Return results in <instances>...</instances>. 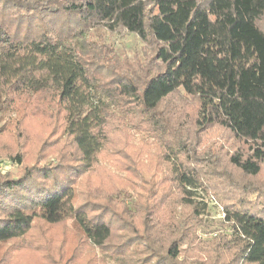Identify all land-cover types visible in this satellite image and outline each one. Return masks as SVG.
Masks as SVG:
<instances>
[{"label":"trees","instance_id":"trees-1","mask_svg":"<svg viewBox=\"0 0 264 264\" xmlns=\"http://www.w3.org/2000/svg\"><path fill=\"white\" fill-rule=\"evenodd\" d=\"M0 1L18 7L13 0ZM33 2L35 7L17 3H23V11L35 10V14L75 16L81 25L67 37L52 33L38 38L17 36L0 21V92L9 95V106L15 95L29 91L53 94L58 109L64 112L65 133L80 155L83 171L91 169L108 139L105 129L108 114L112 115L109 106L110 102L118 103L117 91L132 98L143 112L153 113L166 97L182 89L198 97L199 125L220 124L236 138L256 144L250 157L233 155L231 162L244 173L260 172L264 161V30L259 22L264 17V0ZM97 26L127 31L146 43L154 42L153 60L160 62L161 68L140 86L127 84L124 76L116 72V80L123 81H116L119 89H101L100 75L93 70V63L87 65L88 57L80 52L77 39H71L84 34V29ZM184 147L181 148L185 160L179 156L173 160L172 173L182 204L200 216L208 204L197 200L198 191L207 189L201 174L187 163V159L193 160ZM12 156L23 161L18 152ZM35 170L25 168L14 178L0 174V242L24 236L37 218L52 224L72 219L93 245L106 249L113 229L101 214L90 216L87 211L92 210L91 205L76 204L74 180L68 168L41 167L36 173ZM224 210L223 222L228 224L231 239L220 248L227 250L221 251L215 245L208 255L225 257L226 251L231 250L235 264H264V217L245 207L241 200L224 205ZM171 218L169 215L160 221V231L155 232L162 239L171 240L162 250L147 248L149 254L136 258L137 264H152L153 259L156 264H185L184 246L193 229L189 224L193 222L186 217H178L177 221ZM144 224L145 230H150L146 218ZM129 256L133 258V252L124 258ZM200 258L198 254L193 262L202 264L204 259Z\"/></svg>","mask_w":264,"mask_h":264},{"label":"rangeland","instance_id":"rangeland-1","mask_svg":"<svg viewBox=\"0 0 264 264\" xmlns=\"http://www.w3.org/2000/svg\"><path fill=\"white\" fill-rule=\"evenodd\" d=\"M12 2L18 7L0 1V21L17 36L41 38L62 33L67 37L81 25L75 16L35 14V10L23 11V3H17L35 7L33 0ZM21 13L26 14L20 17ZM259 25L264 30V17ZM117 31L97 26L71 38L77 39L80 52L88 57L87 65L93 63L101 89L113 90L116 81L123 83L116 80V72L127 84L140 86L162 66L153 60L154 42L146 43L135 34ZM115 94L119 95L118 103L110 102L112 115L108 114L105 129L108 139L91 169L83 171L80 155L65 133L64 112L58 109L53 94L29 91L15 95L9 106V95L0 92V174L14 178L29 167L38 170L65 166L74 180L76 204L91 205L92 210L87 211L90 216L101 214L113 229L106 249H101L72 219L52 224L37 218L24 236L0 242V264H137L136 258L149 254L147 248L162 250L171 240L155 233L160 231L159 222L169 215L176 221L186 217L194 224H189L193 229L184 246L187 255L182 263L196 264L193 261L200 254L202 264H235L231 250L225 257L208 253L215 245L221 251L227 250L220 248L231 239L228 224L223 222L224 205L241 200L245 207L264 217V161L257 175L244 173L231 162L233 155L250 157L256 144L236 138L220 124L199 125L198 97L182 89L166 97L153 113L143 112L120 91ZM183 146L193 160L187 159V163L201 174L207 189L198 191L197 200L208 204L200 216L182 204L172 173L173 160L178 156L185 160ZM17 152L23 155L22 162L13 158ZM145 218L151 224L150 230H145ZM131 252L134 259L124 258Z\"/></svg>","mask_w":264,"mask_h":264}]
</instances>
